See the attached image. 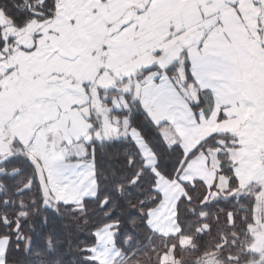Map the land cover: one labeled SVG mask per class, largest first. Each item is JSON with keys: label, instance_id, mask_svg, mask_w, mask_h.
Returning <instances> with one entry per match:
<instances>
[{"label": "snow or ice", "instance_id": "snow-or-ice-1", "mask_svg": "<svg viewBox=\"0 0 264 264\" xmlns=\"http://www.w3.org/2000/svg\"><path fill=\"white\" fill-rule=\"evenodd\" d=\"M121 3L0 0V264H182L178 253L264 264V0H185L192 18L161 15L179 6L170 0H130L107 42L66 55L65 25L112 29L106 13ZM157 18L163 40L117 63L111 41L139 42ZM232 23L252 51L241 53ZM18 52L61 68L31 73L20 93L29 78L5 66ZM201 160L211 181L186 179ZM161 177L185 188L175 206ZM197 185L199 203L182 209ZM73 190L82 195L64 196ZM217 206L223 225L208 221ZM77 221L87 229L70 230Z\"/></svg>", "mask_w": 264, "mask_h": 264}, {"label": "crops", "instance_id": "crops-1", "mask_svg": "<svg viewBox=\"0 0 264 264\" xmlns=\"http://www.w3.org/2000/svg\"><path fill=\"white\" fill-rule=\"evenodd\" d=\"M130 0H122L121 7L112 9L111 12L106 13V15L116 21L113 24L112 29H105L104 24L102 23H92L88 24L86 27L81 25L78 29L73 25H65L62 30V38L65 45V53L68 56L75 54L76 52H86L91 47H99V44L102 42L108 41L107 32L115 30L119 27L121 21H119L118 17L123 12L124 6H126ZM170 2L178 3V7H166L161 9V15H172L174 17H185V18H192L194 16V9L184 7L185 0H170ZM252 25L254 26L255 20L251 21ZM231 31L233 33L234 39L239 43L241 46V53L245 54L246 51H252V45L248 38L245 35V29L242 25L238 23H232L230 25ZM163 40V34L160 32L159 29V19H155L153 21L152 29L144 36V38L136 43H133L129 38H127L123 33L120 37L115 38L112 43L116 45L119 49V55L116 57V62L122 64L132 52H140L142 55L147 54V50L153 47L154 45L158 44L160 41ZM218 46H223L224 41L222 39H218L215 41ZM53 43L55 44L56 41L53 39ZM175 41H169L167 46L171 47ZM59 46V45H56ZM21 64V68L23 69L24 74L29 78V82L26 84L24 89H20L19 92L23 93L27 90H31L33 87V82L30 81V75L33 72H39L42 75H47V73L53 71L54 69L59 70L61 68V64L53 62H46V58L44 60H40L38 63L35 59L30 58L26 53L18 52L15 57L11 60L6 61L5 66L8 63H17ZM245 62L246 63H253L254 61L250 56L245 55ZM81 67H88L87 64L82 65ZM248 76H254L255 72L246 73ZM15 75V74H13ZM226 126L225 124L215 125V128H222ZM214 130V129H212ZM8 134H11L17 131L16 128H9L6 130ZM255 135V133H253ZM202 161V160H201ZM199 162H194L191 165L192 172L190 175L186 176V179L192 180L195 176L194 173H199L200 167ZM199 176V175H197ZM206 179V178H205ZM211 181L210 179H207ZM160 186L163 188L166 194V200L169 201L173 206H175L176 201L180 197L181 194L184 193L183 185L170 182L164 177H161ZM63 192V190H62ZM67 198H75L82 195L81 192L73 190L71 192L63 193ZM158 213L154 212L153 221L158 222ZM167 230V229H166Z\"/></svg>", "mask_w": 264, "mask_h": 264}, {"label": "trees", "instance_id": "trees-1", "mask_svg": "<svg viewBox=\"0 0 264 264\" xmlns=\"http://www.w3.org/2000/svg\"><path fill=\"white\" fill-rule=\"evenodd\" d=\"M224 186H225V181L224 180H221L220 187L223 188ZM184 192H185V188H184ZM203 193H204V187H203V185H197L196 191L189 193V195H191L192 198H193L192 205H188L185 202V204L181 205V208L183 209L185 207H194L196 204L199 203V197L202 196ZM210 198H211V194L209 195V199ZM218 207L219 206H217L216 208H212V209L209 210L208 221L209 222H213V214L216 213V214H219L221 216V219L219 221V224L220 225H223L224 224L223 214L222 213H218ZM65 214L66 215H71V213H65ZM77 223H79V227H80L81 230H86L87 229V226L86 225H84L80 221H77V222L72 223L69 226L70 230H74L76 228V226H77ZM193 227H195V224L193 225ZM219 231H220V228L219 227H215L211 233H208V235L206 237L207 242H209V243H215L217 241V239H218ZM185 239L187 240V238H185ZM55 241H56V237L53 236V243L54 244H55ZM178 255L183 257L182 264H193L194 256L192 254H188V253H178ZM133 259L134 260H137L138 259L140 261V264H155V260L154 259L150 261L146 256H144L142 254H138L137 256H134Z\"/></svg>", "mask_w": 264, "mask_h": 264}, {"label": "rangeland", "instance_id": "rangeland-1", "mask_svg": "<svg viewBox=\"0 0 264 264\" xmlns=\"http://www.w3.org/2000/svg\"><path fill=\"white\" fill-rule=\"evenodd\" d=\"M199 167H200V171H199V173H194L193 175L194 176H197V175H199V176H202V177H204V178H206V179H210L211 180V172L208 170V169H206L205 168V166H204V164H203V161H199Z\"/></svg>", "mask_w": 264, "mask_h": 264}]
</instances>
